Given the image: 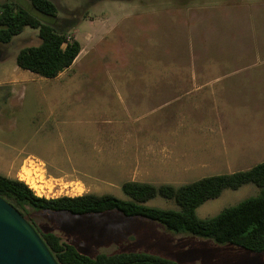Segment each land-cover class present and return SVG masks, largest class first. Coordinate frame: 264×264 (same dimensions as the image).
I'll use <instances>...</instances> for the list:
<instances>
[{
	"label": "rangeland",
	"instance_id": "1",
	"mask_svg": "<svg viewBox=\"0 0 264 264\" xmlns=\"http://www.w3.org/2000/svg\"><path fill=\"white\" fill-rule=\"evenodd\" d=\"M18 1L29 8V0ZM51 1L57 8L56 28L73 25L67 33H74L82 44L92 29L87 18H107L109 29L98 46L59 78L40 77L15 62L20 48L39 43L37 29L24 27L6 45L15 74L25 75L27 81L16 85L9 102L0 104L4 129L0 147L7 156L0 159L2 175L18 179V173L25 171L22 181L32 180L34 187L37 183L46 198L109 193L126 199L120 185L128 179L178 186L214 172L248 168L188 166L184 171L156 165L152 159L136 165L134 159L116 158L114 150L105 153L103 147L154 140L147 124L164 108L153 114L143 95L145 87L138 84L148 76L161 77L163 70L156 69L161 64L264 61V0ZM252 82L248 84L264 89V80ZM251 102L246 100L242 109L252 110ZM259 191L251 183L224 189L195 213L199 218L212 217ZM145 205L178 209L160 196ZM35 220L41 230L55 232L90 257L142 251L176 264H264V252L210 239L211 245L205 244L200 241L206 238L176 233L159 222L114 210L84 215L42 212L35 214Z\"/></svg>",
	"mask_w": 264,
	"mask_h": 264
},
{
	"label": "trees",
	"instance_id": "2",
	"mask_svg": "<svg viewBox=\"0 0 264 264\" xmlns=\"http://www.w3.org/2000/svg\"><path fill=\"white\" fill-rule=\"evenodd\" d=\"M56 12L57 8L51 0H29V8L18 0L0 2V43H10L26 26L37 29L39 43L24 46L16 54L15 62L19 68L40 77L54 78L70 67L77 57L81 46L67 33L73 25L56 28ZM44 16L53 20H45ZM248 183L260 189L258 195L224 208L212 217L199 218L196 215L199 205L218 197L224 189L234 190ZM120 188L126 199L109 193L44 198L35 195L22 180L0 174V196L34 227L59 264L176 263L167 257L142 251L99 253L90 257L73 244L63 241L55 232L41 230L35 220L36 213L66 211L84 215L114 210L125 217L159 222L176 233L186 232L252 253L264 252V161L248 169L209 175L178 186L124 181ZM156 196L173 201L178 209L145 205Z\"/></svg>",
	"mask_w": 264,
	"mask_h": 264
},
{
	"label": "crops",
	"instance_id": "3",
	"mask_svg": "<svg viewBox=\"0 0 264 264\" xmlns=\"http://www.w3.org/2000/svg\"><path fill=\"white\" fill-rule=\"evenodd\" d=\"M86 20L92 29L84 34L83 44L74 33L71 36L79 42L80 52L71 66L54 78H59L80 56L98 46L109 29L107 18ZM93 27L97 30L94 31ZM6 45L0 43V88H3L0 89V104L9 102L16 85L27 81L25 75L15 74L17 69L9 61L11 53ZM156 69L163 70L159 74L161 77L148 76L145 82L138 84L145 87L143 95L147 97V107L153 114L164 108L163 114L156 115L147 124V132L154 140L106 145L103 147L105 153L110 149L114 150L116 158L134 159L136 165L152 159L156 165L184 171L188 166L250 168L264 161V89L248 84L264 80V61L174 62L163 63ZM246 100L254 103L253 109L247 112L242 109ZM3 130L0 122V132ZM3 150L0 147V159L7 158ZM230 172L233 171L225 173ZM215 174L224 173L211 175ZM200 242L211 243L208 239Z\"/></svg>",
	"mask_w": 264,
	"mask_h": 264
},
{
	"label": "water",
	"instance_id": "4",
	"mask_svg": "<svg viewBox=\"0 0 264 264\" xmlns=\"http://www.w3.org/2000/svg\"><path fill=\"white\" fill-rule=\"evenodd\" d=\"M0 264H59L34 227L1 196Z\"/></svg>",
	"mask_w": 264,
	"mask_h": 264
},
{
	"label": "built area",
	"instance_id": "5",
	"mask_svg": "<svg viewBox=\"0 0 264 264\" xmlns=\"http://www.w3.org/2000/svg\"><path fill=\"white\" fill-rule=\"evenodd\" d=\"M24 178H25V174L22 172V171H20L19 173H18V179L19 180H24ZM24 182V181H23ZM25 184L27 183L28 185V187L33 191V193L35 194V195H37V196H39V197H42V195L44 196V198H46L47 197V195H44L43 194V190L42 189H40V188H38L37 186V183H35V186L36 187H34V185L33 184H31V182H28V181H26L25 180V182H24Z\"/></svg>",
	"mask_w": 264,
	"mask_h": 264
},
{
	"label": "bare ground",
	"instance_id": "6",
	"mask_svg": "<svg viewBox=\"0 0 264 264\" xmlns=\"http://www.w3.org/2000/svg\"><path fill=\"white\" fill-rule=\"evenodd\" d=\"M23 172H25V171H23ZM27 173H28V172H27ZM27 177H28V176H27ZM30 182H31V183H33V181H32V180H31Z\"/></svg>",
	"mask_w": 264,
	"mask_h": 264
}]
</instances>
